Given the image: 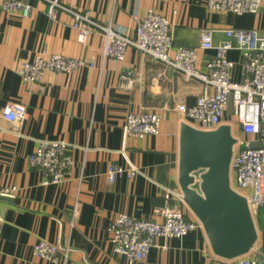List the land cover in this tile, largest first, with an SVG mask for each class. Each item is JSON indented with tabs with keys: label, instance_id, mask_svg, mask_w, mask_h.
Instances as JSON below:
<instances>
[{
	"label": "crops",
	"instance_id": "crops-1",
	"mask_svg": "<svg viewBox=\"0 0 264 264\" xmlns=\"http://www.w3.org/2000/svg\"><path fill=\"white\" fill-rule=\"evenodd\" d=\"M23 1L31 5L27 15L4 10L0 0V189L18 188L14 197L0 195V264H127L126 256L114 250L112 220L120 212L160 219L155 208L165 202L162 186L181 191L180 125L192 119L177 106L195 104L205 86L133 45L122 60L104 54L98 32L80 42L72 10L135 38L141 18L153 8L169 18L176 44L195 46L205 27L214 29L215 41L225 37L227 27L257 28L264 34V0L258 13L241 14L211 10L207 0H59L65 7H58L54 18L48 0ZM42 50L86 57L93 65L48 71L40 83L24 81L22 63ZM213 53L201 51L200 56L203 60ZM228 56L235 62L232 77L239 80L242 52L233 48ZM11 101L26 106L23 122L1 115ZM130 111L160 113V132L125 140ZM222 120L240 133L232 102ZM41 139L68 143L74 164L62 182L44 183L41 170L29 163ZM128 160L140 171L109 182V164L127 166ZM170 202L188 218H197L184 200L173 196ZM261 211L264 206L256 220V245L264 254ZM41 239L69 244L68 255L61 252L58 262L36 256L34 246ZM135 264L236 263L215 254L205 229L198 227L181 237L158 236L148 256Z\"/></svg>",
	"mask_w": 264,
	"mask_h": 264
},
{
	"label": "built area",
	"instance_id": "built-area-1",
	"mask_svg": "<svg viewBox=\"0 0 264 264\" xmlns=\"http://www.w3.org/2000/svg\"><path fill=\"white\" fill-rule=\"evenodd\" d=\"M48 13L56 16L58 7H65L59 0H48ZM214 11H231L238 14L258 13L263 0H207ZM2 7L8 11H20L27 15L31 5L23 0H3ZM73 27L78 31V40L87 41L90 33L98 32L103 40V52L122 60L128 46L133 45L146 56L163 62L166 66L181 71L187 78L204 83L205 89L197 97L195 104H179L177 110L190 117L191 124L202 129H214L223 123L222 117L232 102L233 112L239 122L240 133H234L237 142L231 160V186L245 195L255 220L264 206V34L257 28H232L223 30L225 37L215 41L213 28L201 30L198 45L176 44L169 18L149 8L141 18L135 38L110 24H102L85 12L72 10ZM238 48L242 52L243 75L233 79L234 60L228 51ZM214 50L213 54L200 56L201 51ZM93 62L82 56H69L58 52H38L34 58L22 63L21 72L26 82H42L48 71L72 72ZM3 118L11 122H23L27 117L26 106L19 101H11L1 111ZM162 116L154 111H130L124 125L125 140L128 136L141 137L158 134ZM262 142V146L254 144ZM64 140H39L29 156L31 166L37 167L44 175V183L62 182L74 164ZM125 153V147L123 148ZM137 165L128 160V165L111 162L107 170L109 182L126 173L133 177L139 172ZM201 170L195 171L196 181ZM165 202L155 208L157 218H139L126 212L118 213L110 225L114 250L126 256L127 264L144 260L158 236L181 237L188 232L203 227L199 219H190L184 210L172 205L173 196L183 199L182 191L162 186ZM17 186H3L0 195L14 197ZM69 244H59L47 239L39 240L34 246V254L40 258L58 262L59 254L66 256ZM259 248L235 257L236 264H258Z\"/></svg>",
	"mask_w": 264,
	"mask_h": 264
},
{
	"label": "water",
	"instance_id": "water-1",
	"mask_svg": "<svg viewBox=\"0 0 264 264\" xmlns=\"http://www.w3.org/2000/svg\"><path fill=\"white\" fill-rule=\"evenodd\" d=\"M236 142L230 123L202 129L181 122L178 181L183 199L201 221L214 253L229 259L248 253L259 237L246 196L231 186ZM258 264H264L263 253L258 254Z\"/></svg>",
	"mask_w": 264,
	"mask_h": 264
},
{
	"label": "rangeland",
	"instance_id": "rangeland-1",
	"mask_svg": "<svg viewBox=\"0 0 264 264\" xmlns=\"http://www.w3.org/2000/svg\"><path fill=\"white\" fill-rule=\"evenodd\" d=\"M263 214H264V212L261 211V214L260 215H263ZM256 223H257V221H256ZM258 226H261V223H260L259 220H258Z\"/></svg>",
	"mask_w": 264,
	"mask_h": 264
}]
</instances>
